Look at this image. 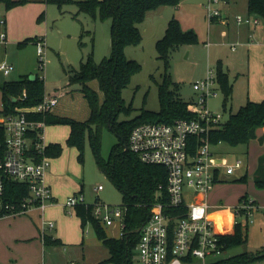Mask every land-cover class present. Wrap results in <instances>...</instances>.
Returning a JSON list of instances; mask_svg holds the SVG:
<instances>
[{
	"label": "rangeland",
	"instance_id": "obj_1",
	"mask_svg": "<svg viewBox=\"0 0 264 264\" xmlns=\"http://www.w3.org/2000/svg\"><path fill=\"white\" fill-rule=\"evenodd\" d=\"M77 1L79 0H66L60 5L49 0H29L10 9L0 1V21H7V26L0 24V33H7L6 40L0 42V84L19 80L23 75L37 74L43 79L46 91L60 94L58 108L61 115L85 120L90 116L88 102L79 83L69 84L67 71L73 68L78 70L81 61L90 53H93L97 62L111 55L112 19L102 20L99 14L93 18L85 12H80ZM209 1L182 0L179 7L164 5L159 7L162 12L155 11L159 8L146 12L144 21L138 25L143 34L142 41L137 45L130 44L125 47L127 58L137 60L142 69L133 75L131 82L123 89V98L127 105L132 104V111L130 114L121 113L119 120L136 117L144 108L160 110V86L164 82L166 68L156 43L164 36L174 14L183 29H193L199 39L196 42L182 41L170 47L169 89L179 92L185 100L195 103L201 93L194 88V83L204 79L208 71L213 69L217 74L218 95L208 98V106L210 110L223 116L222 122H227L231 114L238 112L248 100L264 99V49L247 45L248 34L244 30L245 25L236 19L240 14L257 15L249 11L248 0H219L216 4L212 1L214 6L220 8L222 16L230 22H211L208 18ZM259 18L256 37L261 40L264 21ZM38 40L44 41L42 56L38 52ZM237 43L236 50L233 51L231 46ZM6 63L11 65L9 74L5 73ZM220 73L226 75L232 86L229 96L219 81ZM90 85L99 92L102 99L103 92L99 82L93 80ZM3 101L0 89V114ZM47 131L51 133L52 141L62 146L61 153L51 157L48 170L56 178L60 194L62 193L58 195V201L65 204L68 197L83 186L87 203H95L97 196L101 202L110 206L123 203L121 192L98 167L88 134L85 140L84 162H81L77 147L67 142L70 132L68 124H49ZM117 141L118 136L111 129L102 130L101 153L104 157L109 156ZM213 151L218 156L226 157L230 163L239 159L243 162L242 168L234 174L223 175V179L216 183L209 194L211 210H215L213 216L217 218L218 225H222L221 219L227 223L233 219L230 209L219 208L218 205L238 206L241 204V197L247 196L255 199L262 207L249 218L247 241L229 249L220 259L247 252L253 256L249 264H264V187L258 186L254 180L260 156L264 153V140L254 139L248 145L238 146L222 142L215 145ZM246 174L247 179H241ZM99 184H102L104 189L97 194L95 187ZM65 207L63 213L67 218L76 220L77 231H73L72 223H67L61 228V238L57 233L61 222L53 219L56 227L49 232H53L54 236L62 241H50L45 248L47 254L44 259L40 253L37 255L32 252L36 250L35 243L32 244L30 240L18 242L9 237L20 225L23 226L28 216H17L16 219L14 216L4 217L5 219L0 221V264H98L108 259L109 249L99 239L93 224L89 222L83 227L76 207ZM67 210L72 211L73 215ZM49 216L46 219L52 220ZM240 220L245 222L246 217H241ZM43 224L41 221L42 230L48 229V226ZM101 224L108 236H120V229L116 225L108 226L104 222ZM195 260L197 263L198 259ZM212 260L215 258L208 257V261Z\"/></svg>",
	"mask_w": 264,
	"mask_h": 264
},
{
	"label": "built area",
	"instance_id": "obj_2",
	"mask_svg": "<svg viewBox=\"0 0 264 264\" xmlns=\"http://www.w3.org/2000/svg\"><path fill=\"white\" fill-rule=\"evenodd\" d=\"M212 1L216 4L219 0L209 1V21L229 23ZM236 19L240 24L260 23L259 16L251 14H240ZM0 23L6 24V20L1 19ZM6 38V31H2L0 42ZM37 44L42 56L44 41L38 40ZM233 49H236L235 45ZM10 72L11 65L6 63L5 73ZM217 83L213 69L204 79L194 83V88L201 93L194 105L197 117L176 118L171 122H143L129 135L126 149L144 163L163 165L168 173L166 195L164 197L162 192L158 195L152 215L140 229L136 264H211L228 251L223 236L237 223H249L255 211L262 209L255 199L246 196L238 206L218 205L230 209L233 215L230 223L221 219L222 225L219 226L213 216L215 210H211L209 203L210 192L223 175L234 174L243 165L240 159L230 163L226 157L213 151L217 144L211 140V131L213 125L222 122L223 116L209 109L208 98L218 95ZM27 98L26 88L18 96L11 95L7 103L3 102L0 114V208L5 209L4 216L26 215L33 209L44 211L54 197L46 178L51 164L46 118L49 113H54L60 94L46 91L36 105H17ZM9 181L26 184L28 195L17 202L8 201L6 185ZM103 189L102 184L95 187L97 194ZM90 204L94 205V215L100 222L116 225L120 236L123 234L128 212L124 203L110 206L101 202L99 196L95 203H87L85 195L79 192L69 196L65 206ZM244 216L245 222L240 220ZM45 225L50 230L55 226L53 221H46ZM208 257L215 260L208 261ZM195 259H198L197 263Z\"/></svg>",
	"mask_w": 264,
	"mask_h": 264
},
{
	"label": "trees",
	"instance_id": "obj_3",
	"mask_svg": "<svg viewBox=\"0 0 264 264\" xmlns=\"http://www.w3.org/2000/svg\"><path fill=\"white\" fill-rule=\"evenodd\" d=\"M8 9L23 5L29 0H0ZM60 5L66 0H49ZM182 0H79L77 4L80 12H85L96 18L98 14L102 20L111 18V55L97 62L93 53L81 61L78 70L67 71L69 84L79 83L86 98L90 116L85 120H78L71 116L49 113L47 123H64L70 126L67 142L76 146L78 158L84 162V149L87 134L95 155L96 162L101 171L110 178L116 188L121 192L123 203L127 205L128 212L125 219L126 227L119 237L108 236L100 220L94 215V205L76 206L77 215L81 218L82 226L92 223L99 239L108 247L110 257L98 264H136L135 252L140 240V229L147 222L154 210L158 195L167 192L168 173L160 164H147L139 157L126 149L132 129L143 122H171L176 118H195V103L185 100L181 94L169 89L170 74L168 73L169 49L173 44L182 41H198L197 33L191 29L185 31L180 20L173 16L168 24L164 36L156 43L160 58L163 59L166 72L164 82L160 86L159 111L144 108L133 118L119 120L121 113L130 114L132 104L127 105L123 98V89L131 82L133 75L140 72L141 64L135 59H129L125 53L127 45H137L143 39L139 24L145 19L146 12L164 5L179 6ZM248 9L264 21V0H248ZM42 61V60H41ZM23 75L19 80L7 81L0 84L3 93V102L7 103L11 95L18 96L26 88L28 98L25 102H14L18 106L36 105L42 101L46 92L44 81L37 74ZM97 80L103 98L99 92L90 85ZM219 81L227 96L232 92L225 74L220 73ZM226 105V104H225ZM226 108V106H225ZM37 118H40L39 116ZM264 127V99L262 101L248 100L238 112L231 114L227 122L213 125L211 140L214 144L220 141L231 146L248 145L257 137V130ZM104 128L111 129L118 136L109 156L101 153V137ZM62 146L59 143H50L48 155H59ZM241 179H247V174ZM256 184L264 187V155L260 159L257 174L254 176ZM26 184L9 181L6 185L8 201L17 202L28 195ZM83 192V191H81ZM246 196H242L243 199ZM6 213L0 208V216ZM249 223L239 222L233 230L223 238L227 242L226 249L245 243L248 239ZM49 243L50 240H47ZM264 256V253L263 255ZM253 256L247 252L235 254L219 259L211 264H249Z\"/></svg>",
	"mask_w": 264,
	"mask_h": 264
},
{
	"label": "crops",
	"instance_id": "obj_4",
	"mask_svg": "<svg viewBox=\"0 0 264 264\" xmlns=\"http://www.w3.org/2000/svg\"><path fill=\"white\" fill-rule=\"evenodd\" d=\"M159 10H160V12H162V8H159V9H157L155 11H159ZM243 15H247V14H243ZM173 16H176V15L174 14ZM259 24H257V25H247V24H244L245 25V29L244 30L248 34V37H247V41H248L247 42V45L248 46H252V45L255 46L256 45V46L262 47L264 49V31H263L261 40H258L257 37H256V34H258V26H259ZM1 25H6L7 26V21H6V24H1ZM6 26H5V28H6ZM234 45L237 46L238 43L237 44H234ZM231 47H232V50L233 51L236 50V49L235 50L233 49V45ZM253 100L254 101H257L259 99H253ZM59 110H60V108H58V105H57V107L54 109V113L61 115V113L59 112ZM68 136H69V134H68ZM255 139L264 140V127L257 130V137ZM46 140L49 143H55L54 141H52V139H51V133L49 131L46 132ZM263 155H264V153L260 156V159H261V157ZM246 173H248V169H247V172ZM46 178H47L48 184L51 186V189L54 191V194H55V196L53 194V196H54L53 197V201L46 207V209L44 211H42L40 209H33L29 214L19 215V216H28V218H26V221L23 224V226L20 225V228H18L16 230V232H14V234H12L11 236H9L10 238H12V239H14V240H16L18 242L19 241H29L30 240V242H32V244L35 243V249L36 250H33L32 252L36 253L37 255L40 253L42 259H44L45 258V255L47 254L46 251H45V248L48 246L47 240H50V241H58V242L62 241L58 237L54 236L53 232H49V231H52L56 227L55 220H53V219H57L58 221L61 222L60 230H58V232H57L58 235L61 238H63V237H62V234H60V232H61V228L64 225H66L67 223H72V225L74 226V229H73L74 232L77 231V226H78L75 219H73V218H67L64 215V213H63V209L65 207V204H62V202L58 201V199H59V196L58 195H61L62 193L60 194V189H58L59 186L56 183L57 182L56 181V178L54 176H52L51 171H47ZM78 191L79 192L83 191L82 192L83 194L85 193L84 192V189H83V186H82V189H80ZM78 191H76V192L79 193ZM68 213H70V215H73V212L70 211V210L68 211ZM47 216L51 217L52 220H47L46 219ZM4 217H7V216H1L0 217V221L3 220V219H5ZM16 217L17 216H14L13 218L16 219ZM41 221L44 224L46 223V221H53L54 224H55V226L51 230L50 229H44V228L42 230V228L40 226ZM16 223H17V221H16ZM2 247L4 249H6V246L5 245H3ZM108 257H110V255Z\"/></svg>",
	"mask_w": 264,
	"mask_h": 264
},
{
	"label": "water",
	"instance_id": "obj_5",
	"mask_svg": "<svg viewBox=\"0 0 264 264\" xmlns=\"http://www.w3.org/2000/svg\"><path fill=\"white\" fill-rule=\"evenodd\" d=\"M32 78H35L34 75H31Z\"/></svg>",
	"mask_w": 264,
	"mask_h": 264
},
{
	"label": "bare ground",
	"instance_id": "obj_6",
	"mask_svg": "<svg viewBox=\"0 0 264 264\" xmlns=\"http://www.w3.org/2000/svg\"><path fill=\"white\" fill-rule=\"evenodd\" d=\"M219 226H221V225H219Z\"/></svg>",
	"mask_w": 264,
	"mask_h": 264
}]
</instances>
